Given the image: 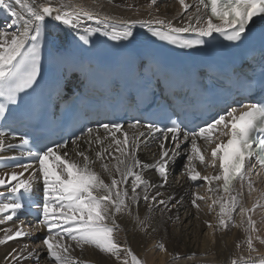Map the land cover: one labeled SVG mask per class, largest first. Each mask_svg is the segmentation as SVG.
<instances>
[{"label":"snow or ice","instance_id":"6c2138e0","mask_svg":"<svg viewBox=\"0 0 264 264\" xmlns=\"http://www.w3.org/2000/svg\"><path fill=\"white\" fill-rule=\"evenodd\" d=\"M157 0H151L155 5ZM182 9L187 12L189 6L185 0H179ZM200 5L210 8V16L203 20L200 13V6L196 12L187 18L185 26L176 27L171 22L157 19L154 25H149L148 30L153 37L167 41L181 49H193L207 44L205 38L218 34L223 40L229 42V46L238 47L247 38L250 23H255L254 17L264 19V0H200ZM66 5L53 7L51 4L39 3L38 0H0V10H3L10 18L5 30H0V119L6 120L15 108L19 106L21 94L28 95L29 90L34 89L38 84L42 72V48L47 40L46 22L48 19L54 20L64 26L74 30L79 34V41L88 44L90 38L97 32L108 37L112 41H128L133 38L132 24H124L120 29L112 27L106 20L94 18L92 13L78 10L74 12L64 11ZM213 18L220 21L215 24ZM93 21L101 26L92 28L83 26V21ZM7 29H14L8 31ZM192 33L195 38H181V34ZM60 50V49H57ZM261 58L264 60V49L261 50ZM238 112V114H237ZM139 121L129 124L130 129H136ZM105 135L103 138L96 134L92 140L94 130L88 128L83 133L88 137V143L93 142L106 146L95 153L96 161L101 162L104 173L111 177L110 183H106L91 164L89 156L83 151H77L76 156L82 157V163L69 160L68 153L58 154V149L66 147L65 144H57L56 148L46 147L44 149L32 150L27 148L28 139H22L20 147L26 149L24 155L33 158L39 165L38 174L32 173L27 178H23L25 173L32 168L31 163H21L18 167L22 172H12L5 177H0V214H7L6 219L11 221L23 207L21 201L30 199L36 204L41 217L37 221V226L46 227V235L42 244L47 250V259L50 264H77L69 254V245L65 240L74 241L78 247L83 245L93 246L101 253L109 254L120 260L121 253L125 254L122 264H129L127 257H131V264H141L138 258L128 248H122L116 241L114 233L116 231V215L129 211L128 201L137 203L140 198L138 189L143 187V200L151 209L156 204L165 209L175 206L178 201L169 197L166 201L159 198L158 188H163L168 179V167L172 157L176 156L181 149V136L187 141L191 136V150L188 159V179L192 182L203 179L209 184L212 181H223L222 190L230 192L233 181L243 180L245 176V162L253 157L261 167H264V101H259L242 106L241 110H229L226 115H219L213 122L200 126L198 129L189 131L183 130L180 124L172 121L170 126L164 128L146 124L142 127L147 130L149 136L160 133L159 158L154 165H145L137 158V149L140 144V137L145 136L144 131H140L131 141L127 132L123 131L120 124L104 123L101 125ZM220 136L228 137L226 142L216 143L211 150L213 163L219 160L221 174L211 178L201 177L200 173L192 166L194 160L205 164V156L202 154L197 144V139L211 141L215 132ZM120 133L121 139L117 136ZM15 138L13 134L0 130V152L5 148L12 149L13 145L6 144L9 137ZM80 137H76L72 143L76 145ZM172 142L173 147L167 148L166 142ZM115 145L114 155L110 149ZM105 153L116 163L109 165L103 162ZM13 159H15L13 157ZM148 167H154L161 183L159 185L147 181L142 175V171ZM141 171H134V169ZM113 170L115 175H113ZM119 178H116V177ZM132 178L129 181V178ZM41 181L43 185L42 201L32 199L35 194L33 179ZM131 183V195L129 196L126 184ZM149 189H155L149 195ZM211 190V189H210ZM5 192L8 194L5 197ZM220 203V226H227L231 220L233 209L237 203L235 197L224 198L214 201ZM196 206V200H193ZM255 207V205H254ZM246 209L241 208L240 214H247ZM148 222L147 218L137 223L141 226ZM250 228L255 232V225L249 219ZM111 224V226H109ZM210 226V225H209ZM6 233L8 229H4ZM22 230H16L12 234H6L0 239V244L23 237ZM249 250L254 251L252 237L247 239ZM163 250L164 245H159ZM13 249L5 259H11L16 264L22 257L16 255ZM23 251V250H21ZM27 259V257H23ZM232 264H238L232 261ZM246 264H264V259L260 261L249 260Z\"/></svg>","mask_w":264,"mask_h":264},{"label":"bare ground","instance_id":"6f19581e","mask_svg":"<svg viewBox=\"0 0 264 264\" xmlns=\"http://www.w3.org/2000/svg\"><path fill=\"white\" fill-rule=\"evenodd\" d=\"M38 2L51 4L53 7L66 5L67 7L63 10L68 12L78 10L90 12L94 18L98 17L101 20H106L110 25L109 29H112L113 26L120 29L124 24L133 25L135 23L154 25L157 19L171 22L176 27L185 26L187 18L196 12L197 6H200L199 15L203 20H207L209 17L205 6L200 5V0H185V3L189 6L187 12L182 9L179 0H157L155 5L151 4V0H38ZM213 22L215 24H220V22L217 21ZM8 23H10V18L3 10H0V30H5ZM83 26H96L102 28V25L98 26L93 21L88 20L83 21ZM7 30L12 31L14 29ZM46 31L49 40H51L58 49L63 50L67 46V38L72 29L59 22L48 19L46 22ZM125 132L128 133L130 141L135 136L139 135L130 130ZM99 135L101 138L104 137L101 133H99ZM95 136L96 135L92 137L93 141ZM119 137L123 139L122 136ZM88 139V137H84L80 144H70V146L67 147V158L82 163V157L76 156V152H85L91 161H95L91 164L92 169L101 175V178L104 179L106 183H110L111 177L102 171L101 162L96 161L95 156V153L106 146L109 141H105L103 145H97L94 142L89 144ZM11 142L12 141H6V144ZM213 148L214 147H212V149ZM109 151L114 155H119L115 152V145H113L112 149ZM63 153L58 152V154L61 155H63ZM153 154L145 150L141 144H139L136 155L142 164H153L154 161L159 158V153L156 155ZM103 162L109 163L110 166L116 163L107 153H105ZM188 164V159H186L185 167L187 168V174ZM192 166L200 173L201 177L207 176L210 178L209 171L202 172L200 167H196L193 163ZM22 171L23 170L11 169L2 170L0 171V177H5L12 172L19 173ZM134 171H141V169L137 168L134 169ZM216 172V170L212 171V177L216 175ZM32 173L38 174V170L32 172L29 169L23 178H27ZM113 175H115L114 170ZM142 175L151 183L157 185L161 183V181L147 169L142 171ZM247 176L250 177V180H257L251 177L249 173ZM116 178L119 177L117 176ZM131 179L130 177L129 181H131ZM33 183L34 187L42 188L41 181H37L34 178ZM185 184V179L181 178L177 183L176 181L169 182L168 186L158 188L160 193L159 198H164L167 201L169 197H172L174 200L178 201L175 206H169L167 209L159 204H156L150 209L143 200V187L139 188L138 192L140 193V198L138 202L134 204L128 201L130 205L129 211L117 214L115 217L116 231L114 237L120 246L130 249L141 264H232L234 260L238 262L252 258L264 259V231L262 234L258 232V224L255 223V214L252 213L253 216L250 217L248 211L244 216L240 214L241 208L251 210V206L256 204L255 196L253 199H249L248 202H246L243 196L248 195L251 191L258 190V183H256L257 186L255 185L249 193V188L242 187L239 189L240 191H236L233 195H230L233 189L240 184L234 182L228 194H220L218 187L212 181L208 191H206L208 194L204 196L209 202L207 203V200L206 202H196V206L193 209L190 203L181 195L184 194ZM124 187L127 189L130 196L131 183L129 182ZM154 191L156 190L149 189V195H152ZM199 191L197 192L194 190L193 193H199ZM231 197H235L237 201L232 212L233 225L229 227L228 225L226 227L220 226V203H214V201L220 200L222 202L224 198L230 200ZM256 198L258 199L259 197L256 196ZM208 213H212L213 216H208ZM178 214H180V218ZM182 214L184 218H182ZM2 215L4 216L5 214H0V239H3L6 234L14 233L18 229L22 230V232L24 231L18 223H9L2 219ZM137 217H139L140 220L147 218L148 222L141 226L137 223ZM249 219H251L255 225V232L250 228L248 223ZM7 224L12 225L11 231H9L10 225ZM109 226H111V224H109ZM4 229H8V232L6 233L3 231ZM249 236L252 237L254 251L248 248L247 239ZM23 239L24 236L8 241L6 244H0V264H13L11 259L6 260L5 257L14 247L21 248L20 244H25ZM64 243L69 245V254L77 261V264H122L125 258L123 252L121 253L120 260H117L116 257L101 253L95 247H89L87 245L78 247L74 241L68 240H65ZM161 244L164 245L163 250L159 247ZM244 247H246L244 253L239 254L240 248ZM45 250V246L42 245L38 250L39 256L45 255ZM19 252L20 256H22V251L19 250ZM31 256H33L32 261H35L37 258L35 254ZM127 259L129 264H131V257H127ZM43 260L42 258V261ZM16 264H19V261H17ZM22 264L26 263L22 262ZM47 264L50 263L48 262Z\"/></svg>","mask_w":264,"mask_h":264},{"label":"rangeland","instance_id":"374dc122","mask_svg":"<svg viewBox=\"0 0 264 264\" xmlns=\"http://www.w3.org/2000/svg\"><path fill=\"white\" fill-rule=\"evenodd\" d=\"M186 164V160L185 161H183V163H181L180 164V167H183V165H185ZM251 177H253V176H251ZM257 186V185H256ZM243 186H238V187H235L234 189H235V191H234V189H233V192L230 194V195H233V193L234 192H238V191H240L239 189L240 188H242ZM247 188V187H246ZM42 189H43V185H42ZM257 189L258 190H254L253 192L251 191V189H249V191H248V195H246V196H243L244 198H245V200H246V202H248V200L249 199H253V197L255 198V201H256V204L255 205H257L258 203H259V199H257L256 198V196H260L262 193H263V191H262V189H260L259 188V186H257ZM0 190H4L3 188H0ZM201 191H203V190H201ZM198 192V191H197ZM205 194H206V192H205ZM203 196H205V195H203ZM247 205V204H246ZM248 212H249V217L250 216H253L252 215V213H254L255 214V218H256V220H255V223L256 224H258V232L260 233V234H262V232L264 231V228L262 227V226H260V222L258 223V215H256V214H258V212H256V211H251L250 209L248 210ZM179 215V218H180V214H178ZM257 216V217H256ZM182 218H184V215L182 214ZM1 224H4V223H1ZM7 225H10V228H9V231H11L12 230V225L11 224H7ZM21 245V248H16V247H14L13 249H16L17 251H16V255H19L20 256V252H19V250H23L22 251V258L19 260V264H22V262H24V263H26L27 262V260L26 259H24L23 257H27V256H31L32 254H31V252H32V249L31 248H29V247H27V248H25L26 247V244H20ZM42 246V245H41ZM88 246V245H87ZM89 247H93V246H89ZM246 247H244V248H240V252H239V254H243L244 253V250H246L245 249ZM243 250V251H242ZM46 251V254L45 255H47V250H45ZM248 251V250H247ZM12 252V251H11ZM10 252V253H11ZM45 255H43V261H46L47 263L49 262V260L47 259L46 260V257H44ZM30 259H31V261H32V259H33V257L31 256L30 257ZM25 260H26V262H25ZM42 260V259H41ZM33 262V261H32ZM29 262H27L26 264H28ZM45 262H42V264H44ZM50 263V262H49ZM33 264V263H32ZM52 264H54V262H52Z\"/></svg>","mask_w":264,"mask_h":264}]
</instances>
